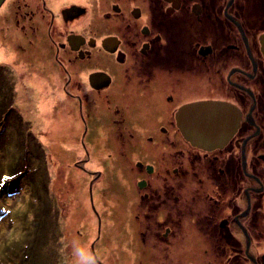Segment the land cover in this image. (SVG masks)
<instances>
[{
	"label": "flooded vegetation",
	"instance_id": "flooded-vegetation-1",
	"mask_svg": "<svg viewBox=\"0 0 264 264\" xmlns=\"http://www.w3.org/2000/svg\"><path fill=\"white\" fill-rule=\"evenodd\" d=\"M0 32L29 37L55 69V117L78 127L68 158L89 176L91 209L98 180L103 194L123 186L135 264H152L159 241L181 250L168 264H264V0H1ZM209 100L234 108L210 148L181 131L203 129V112L183 109Z\"/></svg>",
	"mask_w": 264,
	"mask_h": 264
},
{
	"label": "rangeland",
	"instance_id": "rangeland-1",
	"mask_svg": "<svg viewBox=\"0 0 264 264\" xmlns=\"http://www.w3.org/2000/svg\"><path fill=\"white\" fill-rule=\"evenodd\" d=\"M27 40L0 32V56L17 61L10 65L0 57V264L13 258L12 264H96L89 251L99 236L96 218L97 222L101 218L102 234L95 249L105 254L100 264H135L137 244L131 237L135 227L120 222L119 208L126 206L119 197L124 188L110 182L103 194L104 182L98 180L99 189L94 186L93 191L96 214L89 207V176L68 158L74 145L70 137L78 127L68 113L55 117L53 106H48L56 100L49 95V90L56 91L48 79L55 69L43 60L49 70L41 71L42 54L37 46L28 47ZM13 41L27 48L15 49ZM86 164L93 169L92 162ZM170 244L159 241L163 249L152 264H168L166 255L174 256L175 262L182 257L180 248ZM184 259L185 264L194 263L188 254Z\"/></svg>",
	"mask_w": 264,
	"mask_h": 264
},
{
	"label": "water",
	"instance_id": "water-1",
	"mask_svg": "<svg viewBox=\"0 0 264 264\" xmlns=\"http://www.w3.org/2000/svg\"><path fill=\"white\" fill-rule=\"evenodd\" d=\"M1 1V0H0ZM231 108V106L226 103V102H220V101H200L198 103H194V104H190L188 106H186L184 109H183V112H187L188 114H190L191 116H197V115H200V112H203V114H201L200 116L203 118V119H198L199 121H201V124H202V127L205 126L204 129H193V127L195 126V124H193L192 122L188 121L189 123H192L193 126L185 129V127L181 130L184 137H189L188 139L191 140L192 138V142L193 143H198L202 144V146H204L203 144H207V143H210L212 142L217 144L218 142H223L224 139H227L230 135L228 134L227 136H224L222 133L223 131H221L218 135L217 132H214L215 131V124H214V121H213V114H217L219 113L220 116H223L227 111L229 112V117H228V127H230V124L234 123L233 122V115H232V111H234V108H231V110H229ZM208 115H210L212 118L208 117ZM217 117V116H216ZM209 118V119H208ZM225 119L222 118V117H219V119L217 120L218 122V125L221 124L223 125L222 127V130H224V121ZM216 122V124H217ZM197 127V126H196ZM227 127V128H228ZM232 128H234V124H232ZM200 131H202L204 134L203 137H198L196 134L199 133ZM214 137H211L213 136ZM212 138H215L217 140L214 141V140H211ZM214 144V145H215Z\"/></svg>",
	"mask_w": 264,
	"mask_h": 264
},
{
	"label": "bare ground",
	"instance_id": "bare-ground-1",
	"mask_svg": "<svg viewBox=\"0 0 264 264\" xmlns=\"http://www.w3.org/2000/svg\"><path fill=\"white\" fill-rule=\"evenodd\" d=\"M1 57V56H0ZM1 58H3V59H5L10 65H13L14 63H16L17 61L15 60V59H12L11 57H6V56H4V57H1ZM45 98V97H44ZM45 106L47 105V103H43ZM48 106H53V105H50V104H48ZM214 118H213V121H214V124H215V126H216V122H217V120L219 119V117H222V118H224V119H226L227 117H229V115L228 114H224L223 116H220V114L219 113H217V114H213L212 115ZM217 116V117H216ZM208 117H210V118H212L210 115H208ZM209 119V118H208ZM185 122H188V121H185ZM185 124V123H184ZM189 125V124H188ZM185 127V129H187V126L185 125L184 126ZM189 128V127H188ZM211 140H214V141H216L217 142V140L216 139H211ZM200 144H201V142H200ZM206 147H212V145H210V144H204Z\"/></svg>",
	"mask_w": 264,
	"mask_h": 264
},
{
	"label": "trees",
	"instance_id": "trees-1",
	"mask_svg": "<svg viewBox=\"0 0 264 264\" xmlns=\"http://www.w3.org/2000/svg\"><path fill=\"white\" fill-rule=\"evenodd\" d=\"M14 259H15V258L11 259V261H9L8 263H9V264H12V262H13ZM14 264H17V262L14 263Z\"/></svg>",
	"mask_w": 264,
	"mask_h": 264
}]
</instances>
